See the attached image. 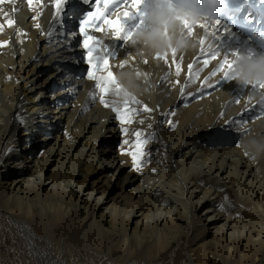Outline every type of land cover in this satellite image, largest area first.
Masks as SVG:
<instances>
[{
  "label": "bare ground",
  "instance_id": "bare-ground-1",
  "mask_svg": "<svg viewBox=\"0 0 264 264\" xmlns=\"http://www.w3.org/2000/svg\"><path fill=\"white\" fill-rule=\"evenodd\" d=\"M94 3L66 0L59 20L53 0L35 10L29 0L0 3V42H8L0 46L4 263L264 264V153L254 156L248 145L264 138V101L253 85L222 72L207 81L212 87L204 86L222 58L264 53V0H224L217 19L203 29L212 33L219 56L205 68L200 50L177 54L179 76L171 54L165 67L161 59L142 56L123 34L95 33L113 74L127 61L123 68L141 72L148 89L132 106L152 111L135 116L126 136L111 107L91 99L95 81L76 71L87 63L71 34ZM128 3L115 0L109 11ZM152 3L141 0L138 11L130 9L123 18L126 32L148 26ZM78 7L83 9L74 19ZM36 12L41 15L33 20ZM193 61V72L204 70L190 81ZM136 131L156 133L145 146L151 161L140 172L120 153Z\"/></svg>",
  "mask_w": 264,
  "mask_h": 264
},
{
  "label": "snow or ice",
  "instance_id": "snow-or-ice-1",
  "mask_svg": "<svg viewBox=\"0 0 264 264\" xmlns=\"http://www.w3.org/2000/svg\"><path fill=\"white\" fill-rule=\"evenodd\" d=\"M3 0H0L2 3ZM87 3V0H85ZM141 0H130L125 7L122 9H117L116 11L110 12L109 9L112 8L115 0H95L93 5V11L88 12L85 17L79 23V31H73L71 36L74 40L78 35L82 36V43L77 45L78 47H82L83 51L81 52V58L86 59L87 68L85 69L87 79L95 81V88L97 92L90 94L91 99L95 100L99 99V102L103 104L105 107H111L112 111L116 114L114 119L119 121L121 126V131L125 136L127 135L129 129L125 125H130L134 122V117L137 116L141 111L142 112H151L152 109L147 105H144L142 109H137L132 105H140L142 102L138 100L136 97H132L131 99L123 101L119 105H115L112 101L107 99L109 94L115 92L117 95L119 94L120 86L115 83V77L113 72L111 71V65L109 63L110 57L105 55V47L104 41L97 38L95 33H111L114 36H121L123 34L124 39L128 40L132 36L131 32L125 31L124 17H129L131 15L130 9H135L138 11L139 4ZM42 0H29V7L35 10L36 7L41 6ZM66 0H53V4L55 7L56 17L59 20L61 17V13L65 7ZM41 15L40 12H36V15L32 17L33 20H37ZM142 16L143 13H140ZM14 21L9 20L8 26L11 27ZM186 26H187V22ZM37 29H40V24L36 23L34 25ZM3 25H0L2 28ZM202 28L205 30L208 29L207 24H202ZM191 32L192 29L189 28ZM19 34V33H18ZM26 35V33L24 34ZM49 38L52 37V33H48ZM7 41L0 42V46L7 45ZM206 41H201L200 53L201 56L207 57L203 59L202 63L205 68L209 65L210 60H215L219 55L214 52L211 46L206 45ZM69 46H71V40H69ZM103 53V55H100ZM79 59V58H78ZM158 60L162 59L167 64L169 62L168 54H165L163 57H157ZM177 54L175 51L171 54V62L176 66V75L179 76L181 74V65L176 63ZM145 64L148 63L147 60L144 61ZM127 64V61H124L120 67H124ZM195 61L187 66L189 71V79L190 81L194 79L195 76H199V72L204 69H199L196 72H193ZM234 67V62L224 57L218 63L217 67L209 74V76L204 77V81L206 82L204 86L210 88L212 87L211 83H207L208 80L211 79L212 76H215L217 72H222L224 77H230V72ZM79 79V77H74ZM11 79V77H9ZM264 89V83L253 84V89L255 88ZM184 88L181 87V94L183 95ZM251 99V97H249ZM167 115V114H162ZM170 115L175 116V113H171ZM223 115V114H221ZM261 115H264V108L261 109ZM17 120L20 123H23V118L18 116ZM139 123L143 124L144 121L140 120ZM168 125L171 128H175L176 124L172 119L167 120ZM149 128L152 126L149 125ZM135 139L133 141H129L128 139L123 140L124 145H128V148L121 147L120 153L121 155H129L132 161V168L136 172H140L144 165L150 163L151 154L145 152V146L150 142V139L155 138L156 133L152 132L150 134H145L142 131H136L133 133ZM219 139V137H218ZM11 150H9L10 152ZM7 154V153H6ZM3 164V161L0 160V165ZM155 171V169H153ZM159 195V193H157ZM227 199V198H225ZM167 202H165L166 204ZM218 207L223 210L224 206L221 204Z\"/></svg>",
  "mask_w": 264,
  "mask_h": 264
},
{
  "label": "clouds",
  "instance_id": "clouds-1",
  "mask_svg": "<svg viewBox=\"0 0 264 264\" xmlns=\"http://www.w3.org/2000/svg\"><path fill=\"white\" fill-rule=\"evenodd\" d=\"M223 6L224 0H153L146 12L148 26L132 33L131 43L142 56L156 59L173 51L188 54L200 50L202 40L212 47V33L209 31L206 34L201 25L214 22ZM231 60L234 67L230 76L238 83H264V53L255 56L241 54ZM114 77L115 83L120 86L118 95L112 93L115 105L135 97L143 88V74L136 69L122 67ZM255 90L260 100L264 101V89L257 87ZM248 145L254 156L264 153V138L259 141L251 139Z\"/></svg>",
  "mask_w": 264,
  "mask_h": 264
},
{
  "label": "rangeland",
  "instance_id": "rangeland-1",
  "mask_svg": "<svg viewBox=\"0 0 264 264\" xmlns=\"http://www.w3.org/2000/svg\"><path fill=\"white\" fill-rule=\"evenodd\" d=\"M82 7L81 8H76V10L74 11V13H73V17H74V19H77L78 18V16H80V13H81V11H82ZM71 21V19H69V22ZM71 29H70V27H68V25H67V27L64 29V36H67L68 35V32L70 31ZM74 43L76 44V46L77 45H79V44H81L82 43V39L80 38V37H76L75 38V41H74ZM78 47V46H77ZM82 48V47H81ZM124 48H125V46H121V47H117V51L118 52H123L124 51ZM100 55H102V53H100ZM162 60V59H161ZM69 61H71V62H69V63H71L72 64V59L71 60H69ZM163 62H164V60H162ZM82 64V63H81ZM81 64H79L81 67H82V70H81V72H79L78 70H77V68H81V67H78L79 65L77 64L76 65V71H77V74L80 76V78H83L84 76H86V72H85V69L87 68V64H84V65H81ZM163 66H167V64L164 62V65ZM48 73H49V71L46 69L44 72H43V74L39 77L40 79H39V82L40 81H43V79L44 78H46L47 77V75H48ZM48 92L46 93V96H48ZM114 116V115H113ZM53 121V124H54V122H55V119H52ZM126 126V125H125ZM23 141H21L20 143H19V145L20 146H22L23 145ZM115 146H117V143H116V145ZM65 221H68V219L67 220H65ZM5 261L3 260V258H1V256H0V264H6V263H4ZM9 263V262H8Z\"/></svg>",
  "mask_w": 264,
  "mask_h": 264
}]
</instances>
